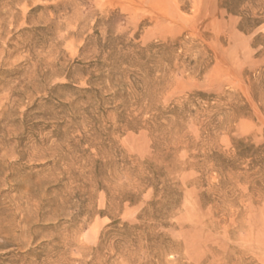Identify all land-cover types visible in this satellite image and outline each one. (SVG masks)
I'll return each instance as SVG.
<instances>
[{
  "label": "rangeland",
  "instance_id": "1",
  "mask_svg": "<svg viewBox=\"0 0 264 264\" xmlns=\"http://www.w3.org/2000/svg\"><path fill=\"white\" fill-rule=\"evenodd\" d=\"M0 264H264V0H0Z\"/></svg>",
  "mask_w": 264,
  "mask_h": 264
},
{
  "label": "trees",
  "instance_id": "2",
  "mask_svg": "<svg viewBox=\"0 0 264 264\" xmlns=\"http://www.w3.org/2000/svg\"><path fill=\"white\" fill-rule=\"evenodd\" d=\"M226 6H228V5H226ZM228 9H229V7H228ZM229 10H231V9H229Z\"/></svg>",
  "mask_w": 264,
  "mask_h": 264
}]
</instances>
